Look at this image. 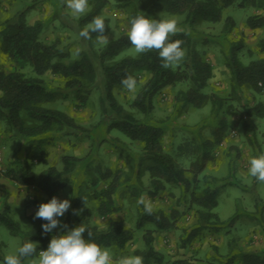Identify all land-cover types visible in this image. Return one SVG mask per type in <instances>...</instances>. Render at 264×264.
<instances>
[{"label":"trees","instance_id":"trees-1","mask_svg":"<svg viewBox=\"0 0 264 264\" xmlns=\"http://www.w3.org/2000/svg\"><path fill=\"white\" fill-rule=\"evenodd\" d=\"M63 8L64 0H58ZM135 4L134 15H145L150 19L161 20L160 12L170 15L184 16V32L170 37V42L179 39L186 53L179 67L164 69L158 51L152 50L137 56H123L116 60L120 52L131 43L126 34L109 40L95 58L83 52L81 56L69 63L63 60L70 53L61 45V40L44 41L41 34L46 22L43 19L29 20L30 7L21 10L14 16L0 20V52L11 62L13 68L8 70L0 67V121L5 126V132L14 134L22 140H44L50 138H74L82 141L92 138L89 128L82 125L78 119L61 109L47 107L46 104L58 99H67L74 95L82 105L88 102L89 95L96 88L99 91V102L104 114L103 122L108 132L118 131L127 138L142 146L140 165L150 176L147 193L156 198L165 190L167 185L177 186L182 193L191 190L193 202L197 205V220L192 225V235H187L188 241L195 233L203 229L219 231L227 224L215 212L218 207V189L207 186L203 194L196 195L197 184L209 164L215 160L216 149L224 142L229 129V115L234 111L226 97L207 92L214 76V66L197 48V42L192 34L194 27L200 22L219 23L223 20V10L237 5L240 8L253 7L264 9V0H132ZM89 7L85 14L76 19V26L81 31L96 16L105 19V35L110 31V19L104 15L109 0H88ZM131 2V1H130ZM129 4V0L121 6ZM247 25L252 29L264 28V14H254L248 17ZM235 26L232 17L225 19V31L231 32ZM96 33H91V39H96ZM242 40L232 41L228 46L225 63L230 74V84L233 92L240 94L244 88L264 95V38L258 41V50L262 56L245 64L240 57L243 49ZM29 69V73L26 71ZM51 73L65 80L63 86H50L43 78ZM142 74H148L143 83ZM132 75L137 80L138 91L131 101V106L149 116L155 109V97L169 87L179 84H189L187 89L176 93V101L182 106L192 105L196 108L211 107L215 116L211 125V137L194 134L191 140L180 145V153L190 158V167L184 168L169 154L164 145L166 130L160 125L138 118L127 110L119 101L117 92L125 90L121 80ZM249 114L264 118V100L254 105ZM246 132L254 134V126L244 123ZM40 141V142H41ZM42 143V142H41ZM33 159L48 164L46 150L40 143L35 152L30 155ZM84 158L73 154L62 157V169L49 165L36 174L28 156L18 157L6 169H0V175L18 186H35L47 196L39 200L26 196L24 203L27 207L34 206L37 210L41 203L49 202L53 197L70 186L72 177L84 162ZM85 181L79 187V193L74 195L71 207L66 212L62 231L75 228L81 224L92 232L84 233L86 240L91 239L102 248L113 249L123 253L135 237V231L128 227L123 220H111L107 227L100 228L93 223V211L85 207V188H91L92 199L97 202L96 211L99 216L108 218L120 210L116 196L126 185L122 169H112L102 161L88 162L85 168ZM189 174L191 176H189ZM207 175H203L205 178ZM217 181L216 178H211ZM104 182L103 188L98 185ZM141 189L136 191L140 195ZM85 204H84V202ZM138 205V204H137ZM80 214H75L81 210ZM181 213L177 209L170 212L164 209H154L152 215L144 212L143 206L138 205L136 228L142 229L147 224L153 226L145 231L143 249L135 251L136 256L143 258V264H202L195 258H175L168 260L164 253L154 245V232L176 229ZM31 216L30 225L24 230L10 211L8 195H4L0 204V223L14 236H20L23 244L27 241L36 242L38 251L47 249L53 230L44 233L42 225L47 221ZM185 238V237H184ZM185 243V241H184ZM183 243V244H184ZM235 250V249H232ZM0 258L3 254L0 251ZM4 260V259H3ZM238 261L241 264H264V249L247 250L237 248L225 264ZM22 264L25 263V259ZM216 264V263H209Z\"/></svg>","mask_w":264,"mask_h":264},{"label":"rangeland","instance_id":"rangeland-1","mask_svg":"<svg viewBox=\"0 0 264 264\" xmlns=\"http://www.w3.org/2000/svg\"><path fill=\"white\" fill-rule=\"evenodd\" d=\"M109 1L110 4L104 15L110 19V31L106 36L111 40L123 34L127 35L130 30V19L135 17V4L129 0V4L122 7L121 4L128 0ZM29 7L30 22L36 19H43L46 22L41 38L48 42L59 38L61 45L69 51L70 57L63 60L65 63L79 58L83 52L95 58L104 46L97 44L96 39L88 41L80 37V30L76 26V19L79 16L72 15L66 5L61 8L58 0H0V20L10 18ZM254 14H264V9L240 8L232 5L223 10L224 18L221 22H200L194 29H191L199 52L214 66V76L205 91L216 92L226 97L228 103L234 107V111L228 116L229 129L226 138L216 149L214 162L209 164L204 174L201 175L195 190L196 195L199 196L203 194L207 186L218 189L219 204L215 212L223 221H228L219 231L203 229L195 233L189 241L186 239L187 235H192L191 227L198 217L197 205L193 202L191 190L182 193L179 187L167 185L156 198H152L147 193L150 176L145 165H140L142 146L118 131H107L99 102L100 93L96 88L89 95L85 105H82L74 95L46 104L47 107L61 109L74 116L82 125L91 130L92 138L82 141L74 138L22 140L14 134L6 133L5 126L0 121V169L9 167L18 157L28 156L35 173L39 174L49 165L62 169V157L65 154L82 157L85 160L74 173L71 185L56 195L58 200H70V204L74 195L79 193V187L89 180L85 179V168L88 162L102 161L114 170L122 169V177L126 185L115 197L120 210L108 218H103L97 213V202L91 198L92 189L89 187L84 189L87 200L85 207L92 209L93 223L100 228H105L111 220H123L135 231V237L125 252L119 254L113 249H108L114 260L122 256L135 255L136 250L143 249L145 246L143 235L147 229L153 228L150 224L142 229L136 228L137 200L141 195L152 201L154 209H164L167 212L177 209L182 214L176 229L154 232L155 247L170 261L175 258H195L202 264H225L227 258L235 253L237 248L264 249V184L248 174L249 160L264 153V118L251 115L249 111L254 105L264 100V95L249 88H244L240 94L233 92L229 70L225 63L228 46L232 41H243L244 46L240 57L245 64L262 56L258 50V41L264 38V28L252 29L247 25L248 17ZM158 16L161 20L174 18L178 22V27H183L184 16L182 15L160 12ZM227 17H232L235 22L231 32L225 31ZM127 55L137 56L138 54L132 46L127 47L120 52L116 60ZM0 67L8 70L13 68L11 62L1 52ZM26 71L29 73V69ZM148 77V74H142V82L144 83ZM43 78L50 86H63L65 83L63 78L51 73L44 75ZM188 87L189 84L185 83L163 90L155 97V109L149 116H145L131 106L138 87L135 94L129 93L126 89L117 92L120 103L127 110L140 119L165 128L166 151L186 169L190 167V158L180 153V145L191 140L192 136L197 133L206 138L211 137V125L215 120L209 105L196 108L192 105L182 106L177 103L176 93ZM245 122L254 126V134L246 132ZM38 143L46 150L48 164L30 157L35 152ZM203 175L207 176L203 178ZM212 177L217 181H213ZM104 186V182H101L98 188ZM138 189H141L140 195L134 194ZM4 195L9 197L12 217L20 223L24 230L28 229L31 216L38 211L34 206L25 205L26 196L39 200L47 198L35 186H18L0 175V201ZM65 217L66 213L62 217H57L61 226L53 229L54 236L65 234L62 231ZM22 245V238L12 235L0 223V251L3 259L8 254H15ZM37 258L38 254L31 259ZM3 259L0 258V264H4ZM25 263L28 264L27 258ZM231 264L241 263L235 261Z\"/></svg>","mask_w":264,"mask_h":264},{"label":"clouds","instance_id":"clouds-1","mask_svg":"<svg viewBox=\"0 0 264 264\" xmlns=\"http://www.w3.org/2000/svg\"><path fill=\"white\" fill-rule=\"evenodd\" d=\"M64 3L74 16L85 14L89 7L88 0H64ZM105 29V19L102 16H96L80 31L79 36L90 40L91 33H96L95 42L99 45H107L109 39L105 35ZM182 32L184 29L178 27V22L174 18L156 20L145 15H138L130 19V30L127 36L136 54L156 50L162 60L161 67L175 69L184 60L186 53L181 47L183 41L177 39L170 42V37ZM121 84L129 93H136L137 80L134 76L127 75L121 80ZM261 86H264V82H261ZM248 163V174L264 184V153L251 158ZM137 204L143 206L146 214H153V203L146 196L141 195ZM70 207V200L61 201L53 197L49 202L39 205L34 219L47 221L42 228L44 233H49L61 226L57 217H62ZM80 211L82 209L76 211L75 214L79 215ZM62 227L67 228V225H62ZM86 230L91 237L92 232L83 224L68 230L63 235L53 236L47 250L38 251V258L35 260L31 258L37 254L38 245L27 241L18 248L15 254L6 255L4 264H22L26 258L28 264H143V258L136 255L122 256L114 260L107 248H102L91 239L84 238Z\"/></svg>","mask_w":264,"mask_h":264},{"label":"built area","instance_id":"built-area-1","mask_svg":"<svg viewBox=\"0 0 264 264\" xmlns=\"http://www.w3.org/2000/svg\"><path fill=\"white\" fill-rule=\"evenodd\" d=\"M0 163H1V157H0Z\"/></svg>","mask_w":264,"mask_h":264},{"label":"crops","instance_id":"crops-1","mask_svg":"<svg viewBox=\"0 0 264 264\" xmlns=\"http://www.w3.org/2000/svg\"><path fill=\"white\" fill-rule=\"evenodd\" d=\"M0 204H1V201H0Z\"/></svg>","mask_w":264,"mask_h":264}]
</instances>
